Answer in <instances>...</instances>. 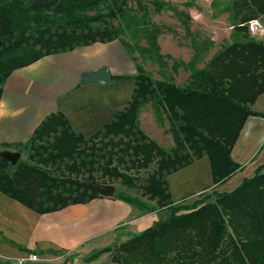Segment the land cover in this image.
Returning <instances> with one entry per match:
<instances>
[{"label": "trees", "instance_id": "16d2710c", "mask_svg": "<svg viewBox=\"0 0 264 264\" xmlns=\"http://www.w3.org/2000/svg\"><path fill=\"white\" fill-rule=\"evenodd\" d=\"M154 7L160 13L169 6ZM146 10L143 0H0V98L13 72L44 57L115 41L130 51L123 40L127 32L133 38L141 34L147 48L137 50L161 64L160 32L148 24ZM228 11L233 36L237 32L246 42L224 46L201 69L194 67L195 54L188 86L157 82L136 66L127 106L90 139L75 134L61 114H53L26 144H0V149L29 152L14 166L0 157V194L45 215L101 198L68 179L120 183L127 190L139 189L140 197L115 191L114 199L140 213L161 211L150 228L93 251L86 261L107 254L109 264H264V164L232 192L213 190L187 205L173 202L166 183L168 176L204 157L213 187L226 183L241 168L230 153L246 119H264L251 109L264 93V47L249 41L246 27L264 15V0H233ZM177 15L188 30L189 16ZM193 46L204 52L211 43L194 41ZM147 105L160 123L162 115L167 120L171 150L139 129V114ZM149 168L138 185L136 174Z\"/></svg>", "mask_w": 264, "mask_h": 264}, {"label": "crops", "instance_id": "0c3cea01", "mask_svg": "<svg viewBox=\"0 0 264 264\" xmlns=\"http://www.w3.org/2000/svg\"><path fill=\"white\" fill-rule=\"evenodd\" d=\"M228 14V9L223 7L218 15ZM189 15L191 22L194 14ZM257 20L262 32L248 33V39L264 47V15ZM190 22L188 28L192 30ZM234 34L237 35L232 37L234 41L246 42L239 33ZM222 41L219 51L234 43ZM193 42L189 39L184 40V45L174 43L177 46L170 53L174 62L170 64L167 80L159 73V79L153 80L168 81L180 88L188 86L191 74L189 63L195 58L193 49H190ZM211 52V49L202 52L206 57L201 59V66L198 61L195 62V69L203 68L216 54L210 55ZM116 59L124 60L130 72L122 74ZM102 67L107 68L109 73L106 86L81 85L83 75ZM135 71L122 45L115 41L50 55L13 72L4 84L0 98V144L11 147L26 144L35 129L53 114H61L75 134L85 140L90 139L127 106L134 87L132 77ZM251 109L264 114V93L255 100ZM162 118L160 123L152 107L147 105L139 114V129L159 147L169 151L174 147V141L171 134L165 131L169 130L167 120L163 115ZM230 156L241 168L226 183L217 187L212 185L205 157L168 176L166 183L173 202L191 200L209 190L218 194L230 193L244 180L252 178L264 164L263 118L250 116L246 119ZM160 217L161 211L140 213L135 207L113 197H101L87 204L39 215L0 194V264H8L9 259L22 256L26 253L23 249L63 252L84 258L93 251L110 246L115 240L121 243L127 241L129 236L150 228Z\"/></svg>", "mask_w": 264, "mask_h": 264}, {"label": "rangeland", "instance_id": "374dc122", "mask_svg": "<svg viewBox=\"0 0 264 264\" xmlns=\"http://www.w3.org/2000/svg\"><path fill=\"white\" fill-rule=\"evenodd\" d=\"M232 1L233 0H143V5L147 8L146 12L148 24L151 27L158 29L160 32L157 44L159 46V54L162 57V63L157 64L153 61L152 57L143 55L139 52V50H137V46L147 48V41L141 34L133 38L127 32L123 36V40L131 45V50L127 51L125 47H122L127 53L135 70L136 66H139L146 72V74L150 75L152 79H159V73L160 76L164 75V78L167 80V73L170 64L174 62L172 58L173 56L171 57L170 54L176 48L175 46H177L174 43H181L182 45H184V40L189 39L191 41H195V43H211V46L208 47V50L211 49L212 52L210 53V55H212L213 53L219 52L222 40H224V42L222 41L223 43L234 41L232 38L234 36L232 34L233 30L230 21L231 14L224 16L218 15L221 14V9H223V7L228 9ZM157 3H166L169 7L165 8L164 10H162V12L158 13L154 7V4ZM178 13H184L187 15H189V13L194 14V20H191L190 22L192 30H189V28L187 30V28H185V20L181 16H178ZM236 36L237 35H235V37ZM212 39H214V41H212ZM193 47L194 46L191 44L190 49H193L196 56L198 55L200 57L199 59H197V64L201 66L200 62L203 61L201 59L205 58L206 55L200 51L196 52ZM180 49L183 50V47H180ZM181 52L182 51H180V53ZM116 60L118 63L117 66H120L119 68L122 74H127V72H130L127 63L124 60ZM148 128L152 130V126L149 125ZM165 131L169 133L168 130L165 129ZM167 133L165 132V134ZM4 151L21 154V160H26L29 154L26 149H19L17 151H11L9 149H0V152ZM150 172L151 169L149 168L147 171L138 172L139 175L136 174V177H138L139 180L138 185L144 182ZM132 173H134V171H132ZM129 174L133 175L131 173ZM113 186L115 187V191L125 192L131 197H140L141 191L139 189L127 190L124 186L120 185V183H115ZM209 194H211V190L204 191L203 193L192 197L191 200L183 201L181 203L187 205ZM141 201L146 202L144 198H142ZM87 257L88 256L84 258L73 257L71 259L73 260V264H109L110 262L109 255H102L99 256L97 259L90 261L85 260Z\"/></svg>", "mask_w": 264, "mask_h": 264}, {"label": "water", "instance_id": "95a60500", "mask_svg": "<svg viewBox=\"0 0 264 264\" xmlns=\"http://www.w3.org/2000/svg\"><path fill=\"white\" fill-rule=\"evenodd\" d=\"M108 83H109V73L107 68L105 67H102L97 71L87 73L81 77V85L83 86L89 84H99L102 86H106ZM0 157L3 160L7 161L11 166H14L20 160L21 155L19 153L4 151L0 153ZM67 181L72 185L96 193L98 196L103 198H111L115 193L114 186L101 185L95 182H87L83 180H74V179H68Z\"/></svg>", "mask_w": 264, "mask_h": 264}, {"label": "built area", "instance_id": "2783aa9c", "mask_svg": "<svg viewBox=\"0 0 264 264\" xmlns=\"http://www.w3.org/2000/svg\"><path fill=\"white\" fill-rule=\"evenodd\" d=\"M247 31L249 34L254 35L262 32L260 22L255 19L247 24ZM72 255L69 253L59 252L57 254H34L25 253L20 257L9 259L8 264H73L71 259Z\"/></svg>", "mask_w": 264, "mask_h": 264}]
</instances>
